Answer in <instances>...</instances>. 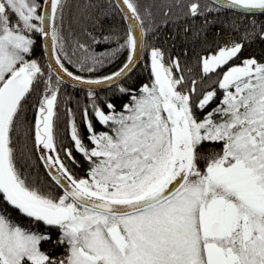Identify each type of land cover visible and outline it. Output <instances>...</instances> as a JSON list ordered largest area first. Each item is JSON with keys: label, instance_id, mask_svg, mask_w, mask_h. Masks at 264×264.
<instances>
[{"label": "snow or ice", "instance_id": "snow-or-ice-1", "mask_svg": "<svg viewBox=\"0 0 264 264\" xmlns=\"http://www.w3.org/2000/svg\"><path fill=\"white\" fill-rule=\"evenodd\" d=\"M115 7L127 27L103 36L113 47L77 43L70 54L64 0H0V264H264V53L244 52L264 42V0L187 3L192 17L244 13L231 22L237 35L201 49L198 77L181 53L148 41L153 28L136 0ZM76 47L88 54L74 59ZM121 52L119 67L96 74ZM137 65L148 81L122 83ZM69 84L87 103L79 122L67 108L65 146L54 118ZM22 127L47 186L18 162Z\"/></svg>", "mask_w": 264, "mask_h": 264}, {"label": "trees", "instance_id": "trees-1", "mask_svg": "<svg viewBox=\"0 0 264 264\" xmlns=\"http://www.w3.org/2000/svg\"><path fill=\"white\" fill-rule=\"evenodd\" d=\"M65 2V34L68 41V51L73 52V45L84 43L95 53H103L106 49H111L113 43L104 41L102 38L109 31H115L118 35L126 32V24L122 19V15L115 7L113 0H64ZM190 0H136L141 14L145 18V23H151L152 32L148 36L149 42H154L157 46L162 47L166 55L170 52L172 55L181 53L182 68H191V76L198 77L197 55L201 49L214 47L217 42H223L229 37L237 35L231 27V22L237 17L244 14L230 10H223L219 13L212 12L205 16L197 15L192 17L187 15L186 5ZM203 6L211 4L208 0H199ZM206 18L214 19V23L203 27V21ZM99 20V25H94L93 21ZM187 25V31L184 26ZM93 33L94 36L101 37L99 42L93 43L92 38L87 33ZM184 49H187V55H183ZM42 49L38 50L35 55L42 56ZM245 53H255L261 55L264 53V42L256 40L248 43L244 48ZM88 53L78 47L75 48V58L85 56ZM126 52L119 53L115 58H110L109 62L100 66L96 70V74L105 75L109 71H114L120 66ZM146 59V57H145ZM141 60L140 64H143ZM149 72L143 71L138 65L136 72L130 81H122V83H143L148 81ZM208 78L205 79V83ZM199 87V85H198ZM108 88L101 92H108ZM58 107L54 118V129L57 143L61 140L67 146L70 141V133L68 127L67 108H71L76 117L77 122L80 121V108L87 103L86 95L83 90L72 88L71 86H62L60 90ZM35 93L30 97V101L35 99ZM119 94L114 93L115 97ZM119 107L118 100H115ZM22 120L25 125L30 126L34 121L33 108L30 103L26 104V111L22 113ZM83 131V125H80ZM101 126L97 124L99 129ZM15 145L17 150V159L23 168H26L29 175L38 184L47 186L49 177L45 173L42 161L38 159V153L35 150L34 139L28 127H22L15 137ZM204 147L219 148V143L215 145L205 144ZM77 159H82L79 154ZM74 170L80 174H84V168L73 166ZM57 190L58 189H54ZM53 238L55 232L53 231ZM45 247L48 245L45 244ZM62 249H57L55 255H60Z\"/></svg>", "mask_w": 264, "mask_h": 264}, {"label": "water", "instance_id": "water-1", "mask_svg": "<svg viewBox=\"0 0 264 264\" xmlns=\"http://www.w3.org/2000/svg\"><path fill=\"white\" fill-rule=\"evenodd\" d=\"M208 1H210L211 3L213 2V0H208ZM113 2L115 3V0H113ZM230 11H234V12H237V13H242V14H244L243 12H241V11H235V10H230ZM125 24H126V22H125ZM126 27H127V25H126ZM137 67H138V65H137ZM122 81H124L123 79L121 80V82ZM69 86H71L70 84H69ZM72 87V86H71ZM108 87H106V86H101V89L100 90H104V89H107ZM77 89H80L79 87H77ZM80 90H82V89H80Z\"/></svg>", "mask_w": 264, "mask_h": 264}]
</instances>
